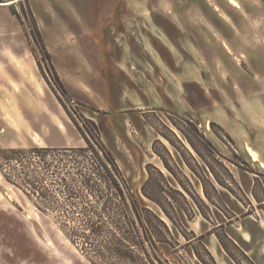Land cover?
I'll return each instance as SVG.
<instances>
[{
    "label": "rangeland",
    "instance_id": "1",
    "mask_svg": "<svg viewBox=\"0 0 264 264\" xmlns=\"http://www.w3.org/2000/svg\"><path fill=\"white\" fill-rule=\"evenodd\" d=\"M117 8L137 18L129 23L135 76L122 71L116 86L64 92L36 39L29 0L10 6L9 47L18 53L2 61L9 95L0 102V163L11 180L0 169V264H88L20 188L9 151L86 145L75 122L94 126L81 115L97 123L135 194L178 238L177 251L164 246L173 264H214V243L250 264L226 225L264 219V0H124ZM7 122L19 133L14 146L2 145ZM149 163L150 190L176 223L142 193Z\"/></svg>",
    "mask_w": 264,
    "mask_h": 264
},
{
    "label": "trees",
    "instance_id": "2",
    "mask_svg": "<svg viewBox=\"0 0 264 264\" xmlns=\"http://www.w3.org/2000/svg\"><path fill=\"white\" fill-rule=\"evenodd\" d=\"M29 13L42 53L66 92L31 9ZM81 117L94 126V130H90L75 122L86 141L84 146L9 149L20 165V188L26 190L42 212L54 216L71 242L92 264H173L164 246L177 251L178 238L165 219L135 194L113 152L104 143L97 123L84 115ZM145 117L154 125L149 116ZM152 167L151 163L147 164L148 177L142 193L176 223L159 195L150 190ZM0 169L11 180L1 163ZM235 246L250 264H255ZM228 253L241 264L229 250ZM209 256L217 264L210 253Z\"/></svg>",
    "mask_w": 264,
    "mask_h": 264
},
{
    "label": "crops",
    "instance_id": "3",
    "mask_svg": "<svg viewBox=\"0 0 264 264\" xmlns=\"http://www.w3.org/2000/svg\"><path fill=\"white\" fill-rule=\"evenodd\" d=\"M7 1L10 0H0V102L9 95L8 72L3 68L2 61L10 54L18 53L9 47V10L15 3L8 4ZM123 1L29 0L53 64L65 86L113 87L119 84L122 71H128L129 75L134 71L135 76L139 67L138 50L136 38L129 35V23H135L137 18L120 12L117 7ZM22 53L19 52L20 59L23 58ZM31 62L23 69L32 68L34 65ZM33 62L36 63V60ZM6 125L7 135L2 139V145L14 146L19 133L13 123L7 122ZM81 142L79 139L74 147L84 146ZM229 227L232 232L228 231ZM226 230L255 264H264L263 218L241 217L237 223L227 224ZM214 245L221 259L211 247L210 250L218 264H237L223 255L219 243Z\"/></svg>",
    "mask_w": 264,
    "mask_h": 264
},
{
    "label": "bare ground",
    "instance_id": "4",
    "mask_svg": "<svg viewBox=\"0 0 264 264\" xmlns=\"http://www.w3.org/2000/svg\"><path fill=\"white\" fill-rule=\"evenodd\" d=\"M18 1H20V0H10V1H7L6 3L12 4V3H16ZM232 1L235 2V0H232ZM38 137H40V136H38ZM251 154H252L253 158H255V159L257 158V154L254 151H251ZM82 261H84L85 263L91 264L87 259H82Z\"/></svg>",
    "mask_w": 264,
    "mask_h": 264
}]
</instances>
